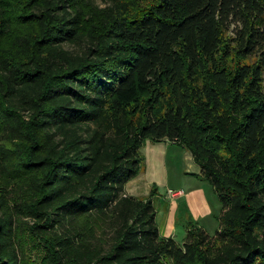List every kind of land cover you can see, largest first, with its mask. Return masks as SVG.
I'll return each instance as SVG.
<instances>
[{
	"label": "trees",
	"instance_id": "16d2710c",
	"mask_svg": "<svg viewBox=\"0 0 264 264\" xmlns=\"http://www.w3.org/2000/svg\"><path fill=\"white\" fill-rule=\"evenodd\" d=\"M104 1L0 0V264H264V0ZM165 139L215 234L126 193Z\"/></svg>",
	"mask_w": 264,
	"mask_h": 264
},
{
	"label": "rangeland",
	"instance_id": "374dc122",
	"mask_svg": "<svg viewBox=\"0 0 264 264\" xmlns=\"http://www.w3.org/2000/svg\"><path fill=\"white\" fill-rule=\"evenodd\" d=\"M152 1L148 0L144 3L149 5ZM83 2L86 4L88 19L94 15L97 7L102 8L107 5L104 0H83ZM67 47L74 48L76 46L67 45ZM256 58L253 56L247 61L253 62ZM156 144L148 141L147 145L142 148L148 170L127 183L126 193L138 194L139 198L150 197L152 183L157 182L159 188L153 200L162 237L172 236L182 244L190 223L203 226L208 233L215 234L219 226L218 216L222 205L212 184L197 174L200 167L194 161L191 152L175 143L169 144L166 149V168L163 171L160 169L159 174H153L154 163L149 155L150 145ZM158 145L161 148V145L165 144ZM178 189H183L185 195L183 196V193L180 192L177 196H173L169 192V190L176 191ZM173 207L174 212L171 213L170 208ZM109 235L107 233L103 236L108 237Z\"/></svg>",
	"mask_w": 264,
	"mask_h": 264
},
{
	"label": "crops",
	"instance_id": "0c3cea01",
	"mask_svg": "<svg viewBox=\"0 0 264 264\" xmlns=\"http://www.w3.org/2000/svg\"><path fill=\"white\" fill-rule=\"evenodd\" d=\"M151 143L153 144V142H151ZM156 143H157L156 145H150V151L151 152H150V155H149L151 161H153V163H154V167L152 169L153 174H155V173L159 174V170L160 169L163 171L166 168V161H165L166 149L168 148V145L171 144V143H173V142H171V141L170 142L169 141H166V142L165 141H160V142H156ZM158 144H165V145H161V148H160ZM163 147H164V149H163ZM147 170H148V166L146 164V168H145V170L143 172H145V171L147 172ZM143 172H141V173H143ZM200 172H201V168H200L199 172L197 173V174H199V176H200ZM154 184L158 185L157 182H155V181L152 183V186ZM158 188H159V185H158ZM178 190L183 191V196L185 195V192H184L183 189H178ZM130 195H133V194H130ZM133 196L138 197V194H135ZM170 209H171V213H173L174 212V207L173 208H170Z\"/></svg>",
	"mask_w": 264,
	"mask_h": 264
},
{
	"label": "built area",
	"instance_id": "2783aa9c",
	"mask_svg": "<svg viewBox=\"0 0 264 264\" xmlns=\"http://www.w3.org/2000/svg\"><path fill=\"white\" fill-rule=\"evenodd\" d=\"M169 192H171L173 196H177L178 194H180V192L183 193V191L180 190H176V191L169 190Z\"/></svg>",
	"mask_w": 264,
	"mask_h": 264
}]
</instances>
